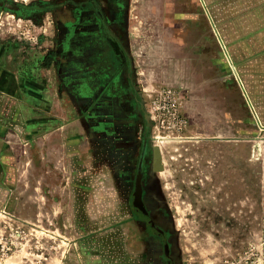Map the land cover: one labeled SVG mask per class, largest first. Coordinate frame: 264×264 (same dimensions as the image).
<instances>
[{"label":"rangeland","instance_id":"1","mask_svg":"<svg viewBox=\"0 0 264 264\" xmlns=\"http://www.w3.org/2000/svg\"><path fill=\"white\" fill-rule=\"evenodd\" d=\"M218 1L0 0V50L7 56V69L10 54L22 66L51 47L55 20H74V26L61 27L67 37L69 29L78 28V20L91 17L99 20L108 40L112 35L120 38L119 54L126 59L127 51L133 62L114 85L98 82L102 96L98 101L105 102L98 106L97 116L103 121L98 128L124 131L127 137L122 141H134L136 153L132 154V179H122L121 185L99 186V197L104 195L107 201L97 203L92 224L79 226L82 231L93 230L92 248L105 251L106 264H264V106L258 110L251 105L247 73V77L240 75L246 77L242 80L247 94L241 85L239 98L230 71L234 59L227 57L224 83L219 80L224 74L215 39L221 35L226 42L221 44L229 46L246 36L252 18L235 15L251 2L234 5L229 0L219 5ZM40 12L46 16L45 23L40 21ZM39 23L46 28L48 42L40 39L44 29L34 27ZM33 64L35 67L36 62ZM104 64L99 65L100 70H105ZM45 74L40 71L39 79ZM102 74L99 77L105 78V72ZM163 89L176 90L182 97L179 113L186 124L181 130L158 110L156 93ZM23 113L19 107L18 120L10 128L24 146ZM143 140L147 144L140 179L144 211L137 213L129 198ZM154 147L160 153L156 160ZM116 149L115 157L119 155ZM33 156L35 177L40 178L36 143ZM38 180L35 194L42 196ZM23 181L21 200L12 211L2 210L8 220H0V235L10 228L26 233L5 257L7 264H76L75 251L70 248L72 235H65L62 258L56 241L43 234L47 232L44 226L56 229L57 224L67 232L68 223L63 225V219L55 217L48 226L50 221L41 216V201L33 202L31 197L30 202L26 196L27 192L32 195L33 186Z\"/></svg>","mask_w":264,"mask_h":264},{"label":"crops","instance_id":"2","mask_svg":"<svg viewBox=\"0 0 264 264\" xmlns=\"http://www.w3.org/2000/svg\"><path fill=\"white\" fill-rule=\"evenodd\" d=\"M225 1L230 2L219 0L218 3L226 5L223 4ZM231 1L234 5H243L246 0ZM250 2L247 8L242 7L243 10L235 15L246 20L248 16L252 18V28L246 29V36L228 44L229 46L221 44L226 42L220 34L215 37L217 57L224 74L222 80H219L224 83L227 57L234 59L236 64H233L230 71L235 80L233 84H236L239 91V98L242 99L241 85H244L243 80L246 79L247 73L249 83L246 87L250 103L258 110H263L264 0ZM249 8L250 10L246 11ZM246 12H250L249 15ZM38 15L41 23H45L43 18L46 16L41 12ZM73 21L55 20L56 32L49 40L53 44L35 61L31 58L27 65H17V57L10 54V66L7 69L4 65L7 56L0 50V220L3 217L8 220L2 210L10 208L12 211L21 200L19 188L24 186L25 180V184L33 186L32 195L27 192L26 196L28 199L32 197L33 202L41 201V216L50 221L48 226L53 224L55 217L58 221L63 219V225L68 223L67 232L60 224H57L56 229L44 226L47 234H43L53 243L56 241V249L60 251L58 256L64 258L65 235L68 234L72 235L70 248L75 251L76 264H106L105 251L100 247L96 250L92 248L93 230L82 231L79 226L92 224L94 212L99 206L97 203L107 201L104 195L99 197V186H114L115 183L121 185L122 179H132L131 171L135 167L132 154L136 153L132 148L134 141H122L127 137L123 135L124 131L98 128L103 122L97 116L98 106L105 105V102L98 101L102 98L98 94V82L106 81L114 85L116 78L120 77L124 70L127 71L133 62L127 51L124 52L126 59L123 53V56L120 52L117 53L109 44L105 32L101 30L99 20L92 17L78 20L75 24L78 28L74 31L69 29L66 37V34L61 32V27L74 26ZM109 22L107 24L112 28ZM41 23L35 24L34 27L44 29L40 31V39L48 42L49 38H45L46 28ZM112 38L115 41L120 40L115 35H112ZM49 54L53 55L50 66H44L43 61ZM65 60L73 62V65L65 64ZM100 64L106 66L104 71L99 69ZM42 70L46 71V74L39 79ZM103 72L105 78L99 77ZM77 73L81 75L79 78L75 76ZM243 73L246 76L244 79L240 76ZM82 75H88L89 79ZM128 81L129 77L125 81L126 87ZM243 87L247 94L245 86ZM19 107L21 114L24 111L26 115L24 146L19 144L20 136L10 128V125L18 120ZM123 142L126 143V149L123 150L124 160L121 154ZM35 143L41 156L40 178L35 177ZM115 148L119 152L116 157ZM154 159L156 160L155 154ZM38 179L41 182L42 196L35 194L38 193L34 186L39 184ZM112 196L114 201V194ZM129 202L131 205V196ZM32 222L34 223V220ZM51 247L54 248V245Z\"/></svg>","mask_w":264,"mask_h":264},{"label":"built area","instance_id":"3","mask_svg":"<svg viewBox=\"0 0 264 264\" xmlns=\"http://www.w3.org/2000/svg\"><path fill=\"white\" fill-rule=\"evenodd\" d=\"M156 98L158 110L161 115L167 117L177 129H183L186 122L179 113V101L182 98L180 93L172 89H163L156 93ZM25 234V232L23 233V231L19 229L10 228L8 233H2L0 235V264H7L8 259H5V257H7L15 247H18L20 242L15 243V241L24 239L23 235Z\"/></svg>","mask_w":264,"mask_h":264},{"label":"water","instance_id":"4","mask_svg":"<svg viewBox=\"0 0 264 264\" xmlns=\"http://www.w3.org/2000/svg\"><path fill=\"white\" fill-rule=\"evenodd\" d=\"M145 120H148L147 115H145ZM146 147L147 144L145 142V140H143L142 143V150L140 153V157H139V162H138V166H137V171H136V177H135V184H134V189H133V193L131 196V206L132 209L134 211H144V207L141 203V197H140V179H141V173H142V162H143V156L145 155L146 152ZM153 152L155 155H157V157L159 156V148L158 147H154L153 148ZM161 233V232H159ZM165 242V240H164Z\"/></svg>","mask_w":264,"mask_h":264},{"label":"trees","instance_id":"5","mask_svg":"<svg viewBox=\"0 0 264 264\" xmlns=\"http://www.w3.org/2000/svg\"><path fill=\"white\" fill-rule=\"evenodd\" d=\"M109 44H111L115 48L117 53H119L120 47L117 48V41H115L112 37H109ZM52 56H53L52 54H49V56L44 59V61H43V65L44 66H50V63H51V60H52ZM135 212H137V211H135ZM137 213H139V212H137ZM138 217L143 219L142 215L141 216L139 215ZM143 220H145V219H143ZM146 221L148 222L147 219H146ZM148 228H150V227L148 226Z\"/></svg>","mask_w":264,"mask_h":264},{"label":"bare ground","instance_id":"6","mask_svg":"<svg viewBox=\"0 0 264 264\" xmlns=\"http://www.w3.org/2000/svg\"><path fill=\"white\" fill-rule=\"evenodd\" d=\"M159 157V156H158Z\"/></svg>","mask_w":264,"mask_h":264}]
</instances>
